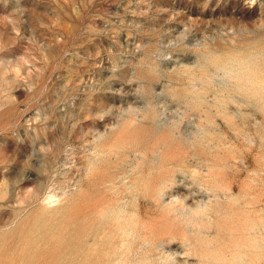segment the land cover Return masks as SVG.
<instances>
[{
    "label": "rangeland",
    "instance_id": "rangeland-1",
    "mask_svg": "<svg viewBox=\"0 0 264 264\" xmlns=\"http://www.w3.org/2000/svg\"><path fill=\"white\" fill-rule=\"evenodd\" d=\"M126 229L130 264H264V0H0V264Z\"/></svg>",
    "mask_w": 264,
    "mask_h": 264
},
{
    "label": "bare ground",
    "instance_id": "bare-ground-1",
    "mask_svg": "<svg viewBox=\"0 0 264 264\" xmlns=\"http://www.w3.org/2000/svg\"><path fill=\"white\" fill-rule=\"evenodd\" d=\"M123 234H124V237H121V240L120 239L119 240L121 241V243H123L126 246L124 251L122 250L118 253L116 251L115 252L113 251V253H115V254L107 253L104 251V249H102L103 244L100 245L99 244L100 241L98 240V244H97V242L95 243L96 248L93 249L91 254L88 253L86 256L87 264H106V263H103L104 261H107V263L110 264V261H108V260H111L114 258L116 259L117 262H113V264H130L128 261H125V257L128 253L131 254L130 250H131V243H132V237H131L132 231L130 229L129 230L126 229L123 231ZM106 256H108L107 259L105 258ZM84 264H85V262H84Z\"/></svg>",
    "mask_w": 264,
    "mask_h": 264
}]
</instances>
